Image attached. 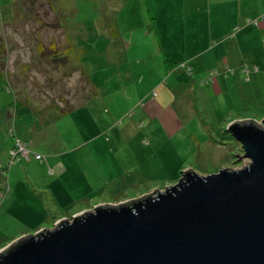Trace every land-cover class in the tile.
Wrapping results in <instances>:
<instances>
[{
  "label": "crops",
  "instance_id": "obj_1",
  "mask_svg": "<svg viewBox=\"0 0 264 264\" xmlns=\"http://www.w3.org/2000/svg\"><path fill=\"white\" fill-rule=\"evenodd\" d=\"M151 5L153 16L145 0H120L114 14L118 35L109 38L114 47L111 57H117L115 66L126 69L115 76L119 81L112 90L134 106L144 103L142 125L130 120L114 133L83 134L85 143L79 146L83 148L66 153L77 154L76 160L47 159L52 174L49 167H37L38 174L32 172L33 167H11L9 208L11 202L39 204L45 196L54 199L49 201L60 215L106 193L116 194L142 183L175 181L179 178L175 172L164 170L160 175L149 167H166L157 161L166 147L164 142L178 134L180 125L193 122L195 100L202 102L207 113L213 107L219 109L221 119L228 107L243 109L260 102L264 95V21L258 25L253 21L262 20L264 0H151ZM166 60L180 65L188 62L192 72L186 73L183 67L168 69ZM212 72L216 74L211 77ZM98 90L94 99L106 89ZM153 90L155 97L150 96ZM170 107H176V117L167 112ZM151 161L157 162L151 166ZM18 172H26L27 178L22 179ZM63 191H67L65 200L60 198ZM34 216L25 218L5 242L41 231L48 218L44 213Z\"/></svg>",
  "mask_w": 264,
  "mask_h": 264
},
{
  "label": "rangeland",
  "instance_id": "obj_2",
  "mask_svg": "<svg viewBox=\"0 0 264 264\" xmlns=\"http://www.w3.org/2000/svg\"><path fill=\"white\" fill-rule=\"evenodd\" d=\"M16 1L0 0V35L6 34L9 46L13 49L8 70L18 87L16 91L21 97L30 98L32 103L19 106L10 128H0V243L8 240L11 234H15L20 225L25 223L24 219H30L29 216L46 214L48 221L45 219V225L41 229L43 230L54 227L55 223L62 219L61 215L65 213L66 218H72L101 204L128 201L156 190L163 191L168 186L177 184L183 178L182 171L192 167L213 173L229 164H249V160L244 158L241 144L233 138L230 131H221V129L232 123L247 120L245 117L248 115L260 118V123H264V95L260 102L253 103L255 106L248 105L243 109L242 107L226 108L225 117L222 119L219 109L215 111L216 107H213L214 112L208 110L207 113L202 102L199 104V101L195 100L194 108H191L193 122L191 121L188 125L183 124L182 127L180 125L178 134L173 133L164 142L166 147L164 150L161 149L162 154L157 161H160L161 165L165 164L166 167H149L150 172L158 171L160 175H163L164 170L168 174L175 172L174 176L177 174L176 177H179L177 180L154 184L142 183L126 191L119 190L116 194L115 192L106 193L92 203L75 205L70 211L60 212V215L49 201L54 199H47L45 196L42 198L44 201L42 203L20 204L18 202L16 205L17 202H11L13 205L9 208L6 199L7 190H9V172L13 169H11L13 157L11 158L10 154L18 152L19 147L16 144L18 139L22 140L19 141L22 149L26 147V143H29L30 150L34 154H40L49 161L52 157H60L66 161L71 158L76 160L77 154L71 157L66 153H73L83 148L79 147L85 143L83 134L92 136L114 133L122 129L130 120H139L138 122L142 125L144 120L140 118L145 112L143 102L134 106L130 99L123 101L120 98L121 94L112 90L114 88L112 85L119 81L115 76L120 75V70L126 72V69L119 70L115 66L117 57H111L114 47L109 41L108 34L102 29V23L116 13L120 0H50L59 14L60 23L47 0H44L46 4L41 0L40 5L35 7L33 12L30 11L31 14L27 11V5L18 4ZM38 17L41 24L35 21ZM42 24L47 26L41 29ZM65 32L75 49L80 51L79 61L88 71L93 85L97 89L98 87L106 89L97 99H92L93 101L86 102L91 94V86L81 77L79 69H73L77 66L75 59L71 62L66 56L64 59L53 60L42 58L37 50L38 41L47 47L56 41L59 50H64L67 46ZM189 67L191 68L190 65ZM189 72H192V69ZM139 89L145 91L144 87ZM255 95L258 96V92H255ZM112 96L115 98L110 99ZM150 96H156L155 90ZM13 102V94L0 85V109ZM233 103L236 104V101ZM51 105L62 108L67 105L81 107L73 115L65 117H58L54 111H47L43 114L44 116L37 112ZM175 108L170 107L167 111L173 117H176ZM12 130L16 134L13 138L9 133ZM22 153L23 151L20 154ZM20 154L16 157L21 156ZM157 161H151V166ZM175 163L178 167H174ZM49 164L48 161L41 163L36 159H24L17 162L14 167H33L32 172L36 171V174L39 173L37 167H49L48 173H53ZM18 174L22 179L27 178L26 172L22 174L18 172ZM50 181L47 180L51 186ZM72 192L74 194L75 191ZM66 195L67 191H63L61 200H65ZM32 233L37 232H30L18 238ZM3 244L5 245L2 249L11 243Z\"/></svg>",
  "mask_w": 264,
  "mask_h": 264
},
{
  "label": "water",
  "instance_id": "obj_3",
  "mask_svg": "<svg viewBox=\"0 0 264 264\" xmlns=\"http://www.w3.org/2000/svg\"><path fill=\"white\" fill-rule=\"evenodd\" d=\"M249 164L93 207L0 249V264H264V123L230 124Z\"/></svg>",
  "mask_w": 264,
  "mask_h": 264
},
{
  "label": "trees",
  "instance_id": "obj_4",
  "mask_svg": "<svg viewBox=\"0 0 264 264\" xmlns=\"http://www.w3.org/2000/svg\"><path fill=\"white\" fill-rule=\"evenodd\" d=\"M47 1L50 2V0H47ZM145 2H146L148 11L153 16L151 0H145ZM16 3H18V4L24 3L25 5H27V8H28L27 11L30 13V11L33 12L34 8L40 5L41 0H17ZM45 4H46V2H45ZM50 5H51V9H52L53 13L55 15H57V17H58L57 21H59V14L53 8V3L50 2ZM18 9H20V8H18ZM261 19L262 20L258 19V22L263 21L264 15L261 17ZM35 21H36V23L41 24V20L39 19V17ZM59 23H60V21H59ZM102 25H103L102 29L104 30V33L108 34V38H110V39L116 38V36L118 35V31H117V27H116L115 22H114V15L111 17H108L106 22L102 23ZM44 26H47V25L42 24L41 29H43ZM65 35H66L65 38H66L67 46L65 47L64 50H62V51L59 50V48L57 47L56 41H53L52 44H50L48 47L46 45H44L43 43H41V41H38L39 43L37 44V50H38L39 54L42 56V58H50L53 60V59H57V58L64 59V56H66L68 58V60L71 62L74 59L77 61V66L74 67L73 69H76V70L79 69V71L81 73V77L86 80V82L88 83L89 86H91L90 87L91 88L90 89L91 94L88 97L89 99L86 101V102H88L89 100H92V99L97 97L98 89L93 85V82L91 80V77L88 74V71L84 68L83 64H81L79 61L78 54L80 53V51H77L75 49L74 45L72 44V42H71V40L68 37L66 32H65ZM12 50L13 49H11L9 46V41L7 40L6 34L0 35V85L3 89L9 90L14 96V102L13 103H11V104L5 106L4 108L0 109V128H5V127L10 128V124L13 122L15 114H16L19 106L31 105V103H32L30 98H28L27 96H25L23 98V97H21L19 92L17 93L16 89L18 87L15 84V82L13 81V78L10 74V71L8 70V62H9V58L11 56ZM47 54H49V55H47ZM166 67L168 69L176 68V67H177V69L182 68V67H180V63H173V62L168 61V60H166ZM80 107H75L73 105H67V107L62 108L58 105H51L45 109L46 111L44 109H40L37 112L39 113V115L44 116L43 114L45 112L54 111V113L58 117H65L67 115H70L71 113H74ZM9 133H10L12 138L16 136L14 130H12ZM26 144L28 145V150L30 151L31 156L29 159H26V158H24V159H26V160L36 159V156L39 155L43 158L42 161H40V162L41 163L42 162L47 163L46 157H43L40 154H34L30 150L29 143H26ZM10 156H11V154H10ZM24 159L21 156L14 158V159H12L11 165L14 166L17 162H21ZM50 169H51V167H50Z\"/></svg>",
  "mask_w": 264,
  "mask_h": 264
},
{
  "label": "built area",
  "instance_id": "obj_5",
  "mask_svg": "<svg viewBox=\"0 0 264 264\" xmlns=\"http://www.w3.org/2000/svg\"><path fill=\"white\" fill-rule=\"evenodd\" d=\"M263 21H264V19H263ZM253 23L256 24V25H258L259 22H258V20H255V21H253ZM180 67H183L186 72L191 73V72H189L191 70V68L189 67L188 62L182 63V65ZM215 74H216V72H212L211 73V77L214 76ZM19 141H21V140L18 139L17 140V143H16L17 146L19 147L18 152L17 153L11 152V157H13L12 159H14L16 157V155L17 154H20L22 151H23V153L20 154L21 157L26 158V159H29L31 155H30V151L28 150V145L26 144V147H24L22 149L21 144L19 143ZM36 159L39 160V161H41L43 158L41 156L37 155L36 156Z\"/></svg>",
  "mask_w": 264,
  "mask_h": 264
}]
</instances>
